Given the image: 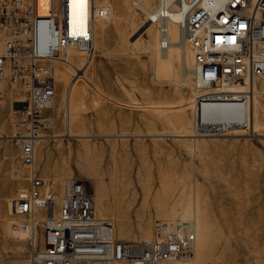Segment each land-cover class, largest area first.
Returning <instances> with one entry per match:
<instances>
[{"label": "rangeland", "instance_id": "rangeland-1", "mask_svg": "<svg viewBox=\"0 0 264 264\" xmlns=\"http://www.w3.org/2000/svg\"><path fill=\"white\" fill-rule=\"evenodd\" d=\"M131 1L95 0L96 4H111L113 19L105 29L97 24L95 51L88 67L77 71L81 77L58 64L65 70V80L55 82L56 99L48 108L47 124L40 134L59 136L38 144L36 158H42L47 144L54 173L51 185L57 188V183L71 174L82 178L94 192L97 213L114 219L120 237H149L157 217L195 220L194 261L182 256L177 262L158 264H264V112L255 103L254 137L236 132L194 136L189 126L193 120L191 99L196 93L192 81L155 80L158 26L145 31L146 16ZM140 2L153 9L157 0ZM84 58L83 52L78 53L72 65L81 69ZM2 80L0 84L12 95L0 89V122L5 123L0 130V164L11 177L21 172L26 178L28 167L20 157L14 162L4 155L7 144L11 145L7 139L10 111L20 105L25 93L11 87L8 77ZM78 81L84 83L83 88L65 105L66 88ZM256 83V88L264 91V81ZM259 101L264 108V93ZM67 125L71 135L65 133ZM182 133L187 136L181 137ZM137 152L148 153L152 159L129 165ZM101 153L121 156L116 166L111 160L109 167H102ZM137 173L142 176L141 183L137 177L131 178ZM23 186L25 183L12 194ZM16 216L17 225L28 222L27 216ZM9 231L8 223L0 232V264H29V236L15 239Z\"/></svg>", "mask_w": 264, "mask_h": 264}, {"label": "built area", "instance_id": "built-area-1", "mask_svg": "<svg viewBox=\"0 0 264 264\" xmlns=\"http://www.w3.org/2000/svg\"><path fill=\"white\" fill-rule=\"evenodd\" d=\"M140 1L131 4L140 9ZM176 2L183 13L185 42L192 48L194 85L204 90L193 96L196 113L204 99L232 102L225 126H209L196 115L194 136L234 130L256 136L251 112L242 107L249 92L229 98L220 89L235 82L264 81V0H224V6L214 9L199 0ZM110 15V4L95 0H0V80L8 77L30 98V106L13 109L17 127L7 136L30 168L28 186L8 201L11 215H25L37 227L38 237H29V264H158L186 256L196 243V229L183 217L155 218L147 238L120 237L114 219L97 213L95 196L82 178L67 175L57 189L35 172L40 127L46 122L42 109L55 100V65L70 62V49L90 59L97 20ZM160 31L167 27L161 25ZM166 43L162 40V47ZM216 91L220 95H214ZM27 207H35L40 219L30 220Z\"/></svg>", "mask_w": 264, "mask_h": 264}, {"label": "bare ground", "instance_id": "bare-ground-1", "mask_svg": "<svg viewBox=\"0 0 264 264\" xmlns=\"http://www.w3.org/2000/svg\"><path fill=\"white\" fill-rule=\"evenodd\" d=\"M199 1L201 2V4H204L205 6H207L210 9H214L217 6H224V0H199ZM110 7H111V4H110ZM139 8L146 16V19H145L146 22L144 25L145 31H147L152 26H158V34H157L158 37H156L157 42L155 40L156 51L154 54V59L156 61V64H155V80H157V82L158 81L169 82V81H174V80L178 79L179 82L186 84L187 80L190 79L192 81V84H193L192 87L194 88L196 93L204 91L203 89L195 88V85H194L193 65H192V62H193L192 48L190 47V45L188 43L185 42L183 29L180 25L181 20H183V13H182L181 7L178 6V3L176 2V0H157V3L153 9H148L144 6V4L142 2H139ZM69 13L71 16L75 13V8L73 6H71L69 8ZM112 19H113V17H112V7H111V15L105 20L104 19H98L97 23H96V27H97L98 23H101L103 29H105L107 26L106 23H108ZM161 25L167 27L166 32L161 33V31H160ZM162 40L167 41L165 47H162V45H161ZM95 44H96V38H95L94 46H95ZM144 49H146V47ZM69 53H70V58H71L70 62L68 64H62L61 63V65L62 66H68V67L72 68L74 71V75L76 77H81V74L78 75L77 71L82 70V69H86L91 60H89V59L85 60L81 69H78L72 65V61H73V58L76 57V55H78V53H81V52H79L75 49H70ZM62 66H60V65L58 66V64L55 65L54 76H55L56 80H58L60 78H63L65 80V70ZM8 82H9L10 86L13 88H17V89H18V87L21 88L15 82H12L10 80H8ZM82 84H84V83H81V81H78L76 83V85H74L73 82H70V84L66 88L65 94H64L65 95V101L64 102L66 103L65 105H68L70 103L69 102L70 97L72 95H75L76 90L78 88L79 89L83 88ZM256 87H257L256 82L246 81L245 83L235 82V83L230 84L227 88L220 89L222 91H227L224 93H228L229 98H237L235 95L237 94L238 91H248L249 92L248 93L249 97L246 100L247 103L243 104L242 107H243V109H247V110L249 108V110L251 112V116H252V125L254 128L257 125L255 110H254L255 103H257L261 107V110L264 112V108L262 107V105L260 104V101H259V97L261 94L264 93V91H260ZM0 89L4 93H6L9 97H11V95H12L11 92L4 89V85L2 83L0 84ZM21 90L23 91L22 88H21ZM215 90H217V89H215ZM214 95H220V93L218 91H216V93H214ZM24 97L25 96H23V98L19 101L20 102L19 106H30V98H24ZM216 99H218V98H216ZM191 100L193 103L192 104V106H193V120H192V122L195 121L196 115H197V120L201 119L202 122L206 123L209 126H215V127L218 125L225 126L229 122L226 114L228 112L227 111L228 107L232 104V102L225 101V100H210V99L205 100L204 99L200 103H197V113H196V110H195L196 105L193 102V99H191ZM191 100L188 103H191ZM54 102H55V100L51 104L47 105L46 107L47 108L51 107L54 104ZM74 107H75V105L73 106V108ZM154 107H157V106H154ZM158 107H160V106H158ZM14 108L15 107L12 106V109L10 111V122H9L10 126H11L10 132L13 131L17 127V125L13 122V119H14L13 109ZM76 109H78V108H76ZM69 110L71 111V109H69ZM69 110H68V112H69ZM69 113H71V112H69ZM189 126L191 128L192 124H190ZM4 127H5V123L0 122V130L3 129ZM65 127H66L65 128L66 135H71L72 132H71L70 126L67 125ZM55 128H56V126H55ZM191 131H192V129H191ZM233 132L241 134V130H234ZM191 134H192V132H191ZM179 135L181 137L187 136V134H185V133H182ZM54 136H59V135H53L52 134L51 136H44V135L40 134L37 145L40 144L42 141H45L46 138L54 137ZM89 136L95 137V135H93V134H91ZM7 139L9 140L8 137H7ZM0 145H1V143H0ZM120 156H121L120 153L119 154H112L111 156H108L107 154L101 153V154H98V159L100 162H104V164L101 165L102 167H105V166L109 167L110 166L109 162L111 160L114 161V166H116L117 160ZM153 158L157 159L155 156ZM150 159H152V157L150 155H148V153L137 152V153H134L132 155V157H131L132 162H131V164L129 163V165H134L135 163H139L141 160H147L148 161ZM145 165H146V163H145ZM148 167H151V166L148 165ZM135 177H137L136 178L137 181H139L140 183L142 182V176L140 173L139 174L137 173V176H131L132 179H135ZM115 180H116V177L114 176L113 181H115ZM121 181H125V180H121ZM93 195H94V192H93ZM100 199H104V198H100ZM38 213H40V212H35V207H27V215H30V220L40 219V215H38ZM17 217L18 216H16V215H13V216L11 215V218L9 221V225H10L9 235H11L12 238H15V239H22V238L24 239L26 236H29V237L34 236L36 238L37 227L34 228L33 224L30 222H28V223L26 222L24 224L17 225V222H16ZM8 220H9V218H8ZM190 221H191V224L193 225V227L196 229V234H197L196 221L195 220H190ZM14 229H16V230H14ZM5 236H7V235H5ZM195 245H196V243H195ZM195 245L193 248H191L186 253V257L192 259L193 261H194L193 256H195L194 255ZM179 260H180V258L176 259L174 261H169V262H177Z\"/></svg>", "mask_w": 264, "mask_h": 264}, {"label": "crops", "instance_id": "crops-1", "mask_svg": "<svg viewBox=\"0 0 264 264\" xmlns=\"http://www.w3.org/2000/svg\"><path fill=\"white\" fill-rule=\"evenodd\" d=\"M23 92H24V90H23ZM55 98H56V96H55ZM48 108L44 107L42 109V115L44 117L48 113ZM45 119H47V118L45 117ZM46 124L47 123L45 122V124L40 127V132L42 130H44V127ZM10 144L12 145L11 142H10ZM10 146L7 144V150L4 153V155L6 157L8 156L11 161H14V162L19 161L18 149L16 147H14L13 145L12 146L14 148L12 146L11 147ZM15 150L18 153L15 152ZM50 163H51V150L48 147V145L46 144L44 149H43L42 158L37 159L36 158V152H35L34 168H35L36 174L41 176L42 178H44L48 182H49L50 177L52 178V175L54 174L50 168ZM29 174H30V168L28 167L26 178L24 176H22L23 174L21 172L16 173L17 176L11 177L10 171L9 170H3L2 165L0 164V230L2 231V229H3V232L6 230L7 224L9 223L10 218H11V217L9 218V221H8V218H6V219L4 218L6 216L11 215L9 213V210H8V201L12 196H14L18 192L19 189L25 188L28 186ZM24 183H25V186L18 188V190L14 194H12L18 186H20L21 184H24ZM57 185H58V187H57V189H58L60 186V182H58ZM9 195H11V196L8 198V201L6 202V198ZM29 248H30V246H29ZM29 248H28V255H29Z\"/></svg>", "mask_w": 264, "mask_h": 264}]
</instances>
